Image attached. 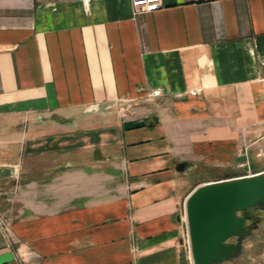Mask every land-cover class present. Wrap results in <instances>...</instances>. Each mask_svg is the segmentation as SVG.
<instances>
[{
    "label": "crops",
    "instance_id": "0c3cea01",
    "mask_svg": "<svg viewBox=\"0 0 264 264\" xmlns=\"http://www.w3.org/2000/svg\"><path fill=\"white\" fill-rule=\"evenodd\" d=\"M243 155L264 171V0H0V264H192L186 199ZM249 222L220 264H264Z\"/></svg>",
    "mask_w": 264,
    "mask_h": 264
},
{
    "label": "water",
    "instance_id": "95a60500",
    "mask_svg": "<svg viewBox=\"0 0 264 264\" xmlns=\"http://www.w3.org/2000/svg\"><path fill=\"white\" fill-rule=\"evenodd\" d=\"M238 160L249 163L246 171L258 167L248 161V155ZM186 167L187 162L178 165L180 170ZM12 175L13 167L0 166V178ZM185 211L193 264H220L236 258L243 249V239L255 228L249 221L264 217V171L198 185L186 199Z\"/></svg>",
    "mask_w": 264,
    "mask_h": 264
},
{
    "label": "built area",
    "instance_id": "2783aa9c",
    "mask_svg": "<svg viewBox=\"0 0 264 264\" xmlns=\"http://www.w3.org/2000/svg\"><path fill=\"white\" fill-rule=\"evenodd\" d=\"M131 5L135 13L138 12H153L155 10L160 9L163 6V0H131ZM246 166H249L248 162H243L240 161L238 163V167L241 169H245ZM256 170L248 169L247 171L245 170V174H242L240 176H237L235 178L239 177H246V176H252L256 174ZM234 179V178H232ZM184 233H183V244L185 246V249L189 255V258L191 260V263L193 264L192 260V248H191V240H190V231H189V225H188V220L187 216L184 218Z\"/></svg>",
    "mask_w": 264,
    "mask_h": 264
},
{
    "label": "rangeland",
    "instance_id": "374dc122",
    "mask_svg": "<svg viewBox=\"0 0 264 264\" xmlns=\"http://www.w3.org/2000/svg\"><path fill=\"white\" fill-rule=\"evenodd\" d=\"M248 150V149H247ZM247 150L245 149V153H247ZM239 163V162H238ZM238 163L235 169L233 168H228V169H219V170H213L211 172H204L202 174H200L202 177H198V179H203L205 180V182L207 181H211V182H215L217 180H224V179H232L235 178L237 176H240L242 174H245V170L243 171V169L238 167ZM259 170H256L255 172H258ZM208 182V183H211ZM204 182H201V184H203ZM200 185V184H199ZM252 238V234L249 235L248 237L243 239L244 242V246L247 245V243H249V240H251ZM235 240V239H233ZM250 247V248H249ZM247 247L248 249H251V246ZM247 257V255L245 256V258Z\"/></svg>",
    "mask_w": 264,
    "mask_h": 264
},
{
    "label": "bare ground",
    "instance_id": "6f19581e",
    "mask_svg": "<svg viewBox=\"0 0 264 264\" xmlns=\"http://www.w3.org/2000/svg\"><path fill=\"white\" fill-rule=\"evenodd\" d=\"M192 260H193V258H192Z\"/></svg>",
    "mask_w": 264,
    "mask_h": 264
}]
</instances>
